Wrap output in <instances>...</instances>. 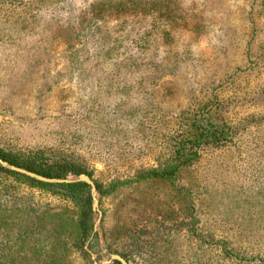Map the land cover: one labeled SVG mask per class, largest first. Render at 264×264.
Wrapping results in <instances>:
<instances>
[{
	"label": "rangeland",
	"instance_id": "374dc122",
	"mask_svg": "<svg viewBox=\"0 0 264 264\" xmlns=\"http://www.w3.org/2000/svg\"><path fill=\"white\" fill-rule=\"evenodd\" d=\"M203 109L231 140L138 179ZM0 147L108 190L84 253L77 205L0 173V264H264V0H0Z\"/></svg>",
	"mask_w": 264,
	"mask_h": 264
},
{
	"label": "trees",
	"instance_id": "16d2710c",
	"mask_svg": "<svg viewBox=\"0 0 264 264\" xmlns=\"http://www.w3.org/2000/svg\"><path fill=\"white\" fill-rule=\"evenodd\" d=\"M119 8V6H116ZM209 110L194 112L187 118V126L184 133H178L172 137L168 150L159 151L158 162L149 168L142 169L138 173V179L159 178L174 180L178 173L190 166L200 156L202 149L210 146H219L230 141L234 127L228 122L218 119V115L208 114ZM0 158L9 164L24 168L45 178L66 179L68 175H79L85 173L91 177V173L72 159L60 157H47L42 150H34L30 153L22 154L12 152L0 147ZM0 173L12 176L18 181L27 185L43 189L48 192L60 195L63 199L70 200L77 205L78 217L76 221L77 246L84 253V243L88 237L94 239L98 234L93 230L92 218V195L90 185L81 180L68 181H44L35 177L20 173L15 170L0 165ZM96 189L100 194L108 190L101 183L94 181ZM44 212L46 210H43ZM225 253L228 252L225 245H222ZM128 263L125 255L119 254ZM263 262V261H262ZM107 264H121L117 259H111ZM129 264V263H128Z\"/></svg>",
	"mask_w": 264,
	"mask_h": 264
},
{
	"label": "water",
	"instance_id": "95a60500",
	"mask_svg": "<svg viewBox=\"0 0 264 264\" xmlns=\"http://www.w3.org/2000/svg\"><path fill=\"white\" fill-rule=\"evenodd\" d=\"M0 165L3 166V167L9 168L11 170H15V171H18L20 173H23V174H26V175H29V176H32V177H35L37 179L44 180V181H62V180L63 181H68V180H72V179L45 178V177H42V176H40L38 174H35V173L31 172V171H28V170H26L24 168H20V167H17L15 165L9 164L8 162L2 160L1 158H0ZM75 180L84 181V182L88 183L91 186L92 190L95 189V185H94L93 181L85 173L79 174ZM96 206H97V202H96V200H94L92 208L96 209ZM110 259H117V260H119L121 262V264H128L127 261L122 256H120L119 254H111L110 255Z\"/></svg>",
	"mask_w": 264,
	"mask_h": 264
}]
</instances>
